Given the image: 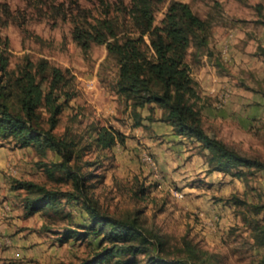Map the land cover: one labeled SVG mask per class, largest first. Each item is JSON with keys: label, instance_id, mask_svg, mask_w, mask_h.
Masks as SVG:
<instances>
[{"label": "rangeland", "instance_id": "374dc122", "mask_svg": "<svg viewBox=\"0 0 264 264\" xmlns=\"http://www.w3.org/2000/svg\"><path fill=\"white\" fill-rule=\"evenodd\" d=\"M183 1L210 22L208 45H192L186 57L196 80L192 100L207 131L264 160V0ZM169 2L156 0V23ZM130 3L0 0V48L9 53L10 68L29 56L70 69L73 95L54 132L76 141L74 154L81 156L70 164L90 173L89 194L103 210L119 216L138 212L158 234L163 244L152 240L153 253L183 264H264V245L255 237L264 224V169L242 166L241 174L214 169L211 152L176 133L161 119L160 106L147 102L134 111L131 100L117 92L119 65L105 43L91 40L85 51L74 37L106 19L129 28ZM40 112L47 127L48 111ZM102 126L115 134L110 146L94 140ZM63 158L53 148L41 154L33 145L0 136V264H79L98 242H107L103 234L60 239L86 222L79 200L61 196L60 211L25 210L27 192L16 189L15 180L70 190L72 179L55 167ZM189 247L198 258L190 257ZM125 257L144 264L147 254Z\"/></svg>", "mask_w": 264, "mask_h": 264}, {"label": "trees", "instance_id": "16d2710c", "mask_svg": "<svg viewBox=\"0 0 264 264\" xmlns=\"http://www.w3.org/2000/svg\"><path fill=\"white\" fill-rule=\"evenodd\" d=\"M156 0H131L127 9L129 28L118 21L104 20L92 31H76L74 37L86 51L91 40L105 43L119 65L117 92L131 100L134 111L138 106L154 102L163 109L161 119L170 123L176 133L198 140L211 152L213 168L241 174L238 168L264 169V160L244 154L225 140L209 133L200 110L192 97L197 96L196 80L186 59L192 45H208L210 22L196 13L183 0H170L160 23L155 22ZM264 23V13H261ZM17 67L10 68L9 53L0 48V136L16 144L33 145L41 154L53 148L63 155L55 167L72 179V189L57 190L33 180L16 179L15 188L26 190L24 207L28 214L45 208L60 211L61 196L81 201L87 215L79 228H68L60 239L87 238L103 234L105 244L79 264H137L128 254L144 252V264H183L152 252L155 242L162 247L158 234L149 230L138 212L119 216L102 209L89 194L90 173L81 166L70 164L76 141L54 132L58 115L73 95L69 84L73 78L69 68L52 64L47 58L32 60L24 57ZM48 111L47 127L42 125L40 109ZM115 134L106 127L98 128L94 140L104 146L115 142ZM87 165H91L86 161ZM42 165H45L42 164ZM50 170L48 167L46 168ZM236 169V170H235ZM235 170V171H234ZM51 173V172H50ZM256 241L264 245V224L256 227ZM154 240V241H152ZM102 244V245H101ZM190 257L198 258L193 248Z\"/></svg>", "mask_w": 264, "mask_h": 264}]
</instances>
